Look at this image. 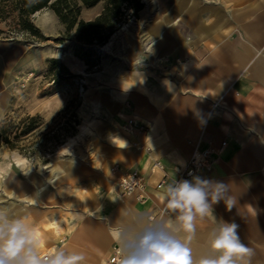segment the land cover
<instances>
[{"label": "crops", "instance_id": "1", "mask_svg": "<svg viewBox=\"0 0 264 264\" xmlns=\"http://www.w3.org/2000/svg\"><path fill=\"white\" fill-rule=\"evenodd\" d=\"M167 8L166 33L158 23L153 34L161 49L157 60L173 64L152 76L138 70L137 88L125 95L127 104L109 108L120 129L125 131L121 123L129 118L138 129L119 130L117 142L96 150V172L92 179L86 176L89 189L80 193L76 207L39 219L45 249L66 246V251L85 253L86 264H106L118 248L111 231L126 222L123 213L158 216L162 186L177 179L194 153L209 150L210 168L195 176L232 184L240 212L236 207L227 211L223 202L215 205L214 218L197 222L193 254H209L208 233L222 219L239 225L242 242L254 249L252 264H264V0H168ZM178 19L181 34L172 23ZM130 170L138 171L146 185L122 194L117 178ZM18 182L9 181L8 187ZM73 212L84 219L72 220ZM53 219L63 229L59 236L47 227Z\"/></svg>", "mask_w": 264, "mask_h": 264}, {"label": "rangeland", "instance_id": "2", "mask_svg": "<svg viewBox=\"0 0 264 264\" xmlns=\"http://www.w3.org/2000/svg\"><path fill=\"white\" fill-rule=\"evenodd\" d=\"M167 1L140 0L143 7L137 15L126 9L105 44L76 41L49 8L30 17L39 37L0 23V123L11 122L8 133L13 138L24 119L40 117L33 132L13 139L16 148L0 146V208L37 225L40 218L58 217L55 212L77 206L80 193L88 188L86 176L92 179L96 172V150L126 132L109 108L127 104L125 95L137 88L138 70L152 76L162 70L159 67L173 64L157 60L161 49L153 34L158 23L165 26L161 33L167 31ZM102 7L99 2L82 8L80 19L93 20ZM172 23L181 34V20ZM55 131L60 134L58 144L43 141V133ZM50 175L57 180L54 184L48 183ZM14 179L19 182L8 187ZM37 193L38 203L28 204Z\"/></svg>", "mask_w": 264, "mask_h": 264}, {"label": "clouds", "instance_id": "3", "mask_svg": "<svg viewBox=\"0 0 264 264\" xmlns=\"http://www.w3.org/2000/svg\"><path fill=\"white\" fill-rule=\"evenodd\" d=\"M55 181L50 175L48 183L54 184ZM238 197L230 183L195 175L191 180L174 179L162 186L157 194L163 205L158 216L124 212L126 222L111 231V237L118 246V264H252L254 249L242 242L238 234L239 225L222 219L208 233L209 254L199 258L193 254L197 222L214 218V206L220 202L224 203L227 211L236 207L240 212ZM38 200L39 193L30 197L27 203L35 205ZM246 207L256 215L251 205ZM71 218L84 219L78 212H73ZM47 227L55 229L57 236L63 232L60 222L55 219ZM72 230L70 228L69 232ZM86 262L85 253L66 251V246L45 249V237L38 225L25 216L0 208V264Z\"/></svg>", "mask_w": 264, "mask_h": 264}, {"label": "trees", "instance_id": "4", "mask_svg": "<svg viewBox=\"0 0 264 264\" xmlns=\"http://www.w3.org/2000/svg\"><path fill=\"white\" fill-rule=\"evenodd\" d=\"M103 3L102 11L93 20L80 19L82 8H91ZM140 0H0V23H5L9 30H21L32 36H40L38 29L30 21L31 15L49 8L64 25L67 33L73 32V38L85 45L105 44L116 29V25L125 16L126 9L134 14L142 9ZM40 124V117H27L23 120L19 134L9 135L10 121L0 123V146L16 148L13 139L33 132ZM43 141L54 144L60 142L57 131L42 134Z\"/></svg>", "mask_w": 264, "mask_h": 264}, {"label": "built area", "instance_id": "5", "mask_svg": "<svg viewBox=\"0 0 264 264\" xmlns=\"http://www.w3.org/2000/svg\"><path fill=\"white\" fill-rule=\"evenodd\" d=\"M138 129V124L134 118H129L125 122V130L127 132H132L133 130ZM225 143H222V146ZM137 145V144H135ZM211 166L210 161V151L203 150L200 152L194 153L188 160L186 168L179 173L177 180L192 178L199 170L209 169ZM155 167L162 170V166L159 163L155 164ZM116 167L114 166L113 170ZM165 177V175H164ZM163 181L156 184V188H161ZM145 180L143 176L136 170H130L122 172L117 179L118 189L122 194H130L136 191L143 190L145 188ZM154 216V215H153ZM119 255L118 248H113L111 254L109 255L106 264H118Z\"/></svg>", "mask_w": 264, "mask_h": 264}, {"label": "bare ground", "instance_id": "6", "mask_svg": "<svg viewBox=\"0 0 264 264\" xmlns=\"http://www.w3.org/2000/svg\"><path fill=\"white\" fill-rule=\"evenodd\" d=\"M81 128L82 129H84V126H81ZM72 140V139H71ZM15 182H17V181H15ZM5 187H7V183H5ZM118 187V186H117ZM118 191V190H117ZM120 193V192H119ZM122 195V194H121ZM54 230V229H53ZM54 232H56V230L54 231Z\"/></svg>", "mask_w": 264, "mask_h": 264}]
</instances>
